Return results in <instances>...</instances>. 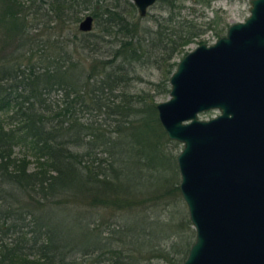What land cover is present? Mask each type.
I'll return each instance as SVG.
<instances>
[{"label":"trees","instance_id":"16d2710c","mask_svg":"<svg viewBox=\"0 0 264 264\" xmlns=\"http://www.w3.org/2000/svg\"><path fill=\"white\" fill-rule=\"evenodd\" d=\"M34 1L0 0L13 39L0 53V264H180L194 231L174 154L129 68L152 60L167 80L194 22L177 17L180 0H159L165 14L151 27L125 15L129 0ZM83 9L99 32H36ZM71 208L63 235L56 215Z\"/></svg>","mask_w":264,"mask_h":264},{"label":"water","instance_id":"95a60500","mask_svg":"<svg viewBox=\"0 0 264 264\" xmlns=\"http://www.w3.org/2000/svg\"><path fill=\"white\" fill-rule=\"evenodd\" d=\"M130 1L141 16L154 2ZM92 21L85 13L77 28ZM168 83L154 106L181 143L177 186L194 231L180 264H264V0H248L243 20L185 52Z\"/></svg>","mask_w":264,"mask_h":264},{"label":"rangeland","instance_id":"374dc122","mask_svg":"<svg viewBox=\"0 0 264 264\" xmlns=\"http://www.w3.org/2000/svg\"><path fill=\"white\" fill-rule=\"evenodd\" d=\"M24 1L26 4L29 3V0ZM34 2L37 3L38 1L35 0ZM178 4L180 6L177 9V17L179 20L181 18H185L194 22L196 33H194L190 40L172 56L171 59L174 61H177L185 52H187L189 49H192L200 42L210 43L214 41L217 37L225 33V30L230 23L243 20L248 14V0H180ZM125 7H128V5H125ZM43 8L44 5L39 8V11H42ZM85 13H89V9L81 10V12H79V19L74 24H68L67 22H64L61 27L59 25L56 27H47V24L42 22L41 19L40 21L43 23V27H45V34L43 35L44 28L42 26L36 29V32L42 34L41 38L46 36L47 30L53 31L52 36L57 38H61L64 35L71 36L73 33H79L80 30L77 28V23ZM124 13L129 19L138 20L140 24L151 27L154 25L153 19L164 15L165 11L162 8L161 1L156 0L151 6L147 8L143 16L138 15L135 6L133 11H127ZM29 15L32 14L30 13ZM92 22L93 23L90 32H99L100 24L97 25L98 22ZM173 25H177V23ZM190 28L191 27L183 26V29L186 30H189ZM191 29L193 30V28ZM34 31L35 30L32 29V32ZM112 39V35L109 36V38H105L102 43L105 44V46L101 44L102 46L98 52L102 55L107 53L105 49L110 47V43L113 41ZM12 42L13 39H10L7 35L5 26L0 24V53L9 49L12 45ZM101 54V57L107 56V54L103 56ZM80 56L82 58L86 56V53L82 52ZM81 60L87 62V57H84ZM151 62L152 60H146V65H141V63L139 64L138 62H132V65L129 68V76L131 77L129 80V87L131 91L137 92L142 88L148 90V92L153 95V101L157 102L168 97L169 83L168 79L165 81L162 80L163 69L155 67V64ZM137 76L139 78H137ZM216 112L217 110L215 109H209L199 113L198 116L201 118H207L214 115ZM164 144L165 148L174 154L175 161V155L180 149L181 143L177 140L166 137ZM18 150L19 148L14 147V151L16 153H20ZM176 170L177 180L179 181L177 166ZM179 196L187 212L186 205L181 198L180 193ZM76 211V208H71L66 209L56 215V221L60 225V229L64 231L62 232L63 235L68 233L67 229H74L72 222L74 223L75 217L77 215Z\"/></svg>","mask_w":264,"mask_h":264},{"label":"flooded vegetation","instance_id":"af4514ba","mask_svg":"<svg viewBox=\"0 0 264 264\" xmlns=\"http://www.w3.org/2000/svg\"><path fill=\"white\" fill-rule=\"evenodd\" d=\"M155 1H156V0H154V2H155ZM154 2H153V3H154ZM153 3H152V4H153ZM152 4H151V5H152ZM133 5H134V4H133ZM151 5H149V6H151ZM149 6H148V7H149ZM148 7H147V8H148ZM135 8H136V7H135ZM146 10H147V9H146ZM136 11H137V10H136ZM145 12H146V11H145ZM138 15H139V14H138ZM140 16H141V15H140ZM142 16H143V15H142Z\"/></svg>","mask_w":264,"mask_h":264}]
</instances>
